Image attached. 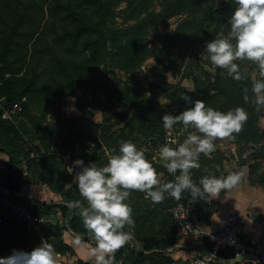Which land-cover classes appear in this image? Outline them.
Segmentation results:
<instances>
[{
  "label": "trees",
  "instance_id": "trees-1",
  "mask_svg": "<svg viewBox=\"0 0 264 264\" xmlns=\"http://www.w3.org/2000/svg\"><path fill=\"white\" fill-rule=\"evenodd\" d=\"M222 1L224 4L220 6L215 0H175L162 11L156 12L151 8L153 0H0V140L7 136L11 139L10 147L6 149L10 160L4 171L11 191L18 195L22 191V182H26L28 178L24 179L22 170L16 168L22 162L21 157H26L33 181L47 185L60 195L63 201L61 205L51 204L46 207L42 203L45 209L35 211L36 214L48 215L55 208H60L63 217L68 216V228L59 224L48 230L47 226L44 227L48 235L54 238L51 243L56 252L66 254L75 250L73 245L63 239L67 231L70 234L68 229L81 234L85 243L95 246L83 227L78 210L68 207L71 201L80 200L85 205L86 201L80 196L76 184L67 187L71 185L69 183L72 179L65 175L60 156L50 151L49 137L54 131V125L44 124L48 105L61 102L64 97H75L82 112L89 108L103 110L111 114L108 121L121 118L120 122H125L118 133L113 130V120L106 127V137L102 141L110 155L118 154L122 141H131L137 145L139 141L150 140L157 146L164 136L162 118L171 114L172 106L178 107L177 113L173 115L178 116L185 109L194 107L196 100H201L207 106L222 112L237 107L244 108L248 120L233 140L243 150L256 149L254 151L258 153H254V158L264 157V147L258 148L264 142V110L261 108L257 111L251 103L254 98L251 93L253 79L243 72L239 63L241 73L246 78L242 81L228 77L223 69H218L215 74L204 71L203 75H197L193 66H187L184 79H192L194 89L191 90L182 83L169 87L167 90L171 92L167 98L171 105L167 106L160 102V97L165 92L160 90L156 82L150 81L153 95L147 96L140 89L144 87V83L129 90L112 89L111 85L101 83L93 73L98 67L109 64L113 70L135 74L152 56L156 57L165 70L172 69L179 59L186 60L188 52L202 43L212 28L215 35L224 26L230 27L228 21L236 5L234 0ZM122 2L128 4L129 18L136 23L125 29H118L113 24L115 11ZM183 13H187V17L162 38L163 45L155 52L149 45L150 31ZM44 18H48L45 23ZM246 87L249 89V102L243 99ZM79 91L102 92L106 99L81 97ZM186 95L191 98L192 103L183 100ZM121 101L126 106L121 107ZM16 102L22 104L21 116L29 119L40 141V145L35 147L40 154L39 158H30L31 149L26 150L27 143L18 136L17 126L13 121L2 118L4 108ZM33 109L40 110L41 114L35 115ZM75 126L70 124L69 134L64 137V145L69 144L74 135L80 136ZM192 131L188 129L187 133ZM18 141L21 142L20 145L16 144ZM100 148L99 144L91 154H85V166L90 163H97L99 167L107 164L109 157L105 156L102 161L98 154ZM112 149H116V153ZM212 154V157L202 154L199 158L201 167L192 170V179L198 186L199 180L205 175L223 176V165L229 158L228 152L216 147ZM145 155L157 171L163 173V180H174L160 162L152 161V154L145 152ZM191 199L193 198L188 192L183 193L179 201L166 197L164 202L155 204L152 211L140 218L133 217L134 228L139 219L155 218L158 213L167 222L172 206L187 204ZM24 202L33 207L38 206L32 200L24 199ZM211 214V211H205L203 216L209 220ZM131 230L132 228H125V231ZM138 235L144 250L163 249L177 242L175 236L173 239L157 241L154 237L142 238ZM41 243L40 239L32 242L25 227L10 222L0 225V259L12 256L14 250L31 253ZM124 253L128 264H160L142 252L135 253L129 242L115 254V260ZM222 255L231 258L234 252L223 251ZM78 264H93V260L79 258Z\"/></svg>",
  "mask_w": 264,
  "mask_h": 264
},
{
  "label": "clouds",
  "instance_id": "clouds-1",
  "mask_svg": "<svg viewBox=\"0 0 264 264\" xmlns=\"http://www.w3.org/2000/svg\"><path fill=\"white\" fill-rule=\"evenodd\" d=\"M234 3L236 7L228 21L227 36L221 33L208 42L201 56L236 81L246 79L238 61L254 64L259 78L252 80L254 98L251 103L259 111L264 108V0H234ZM243 91L244 101L249 102V89L246 87ZM183 100L192 103L187 95ZM162 119L167 131L178 124L183 125L182 133L193 130L176 147L171 146L176 143L173 140L159 148V162L174 177L173 181L163 180V173H159L147 159L145 151L131 141H122L118 154L110 155L105 166L99 167L97 163L84 166L83 160L74 162L73 167L82 169L75 175L74 183L86 205L77 200L69 202L68 207L78 210L83 227L94 242L95 246L89 252L93 264H116L115 254L133 238L131 231H125V228L135 226L133 209L128 203L133 192L143 193L144 199L154 204L164 202L165 194L179 201L185 192L194 200L217 199L222 191L229 193L242 179L240 173L220 177L205 175L198 186L192 179V170L201 167L199 158L202 154L211 156L217 140L235 139L243 130L248 120L244 108L222 112L196 100L194 107L180 115L167 114ZM112 152L116 153V149ZM73 167L68 168L69 173L73 172ZM81 243L77 236L76 244ZM0 264H59V260L53 245L42 240L31 253L14 250L12 256L0 259Z\"/></svg>",
  "mask_w": 264,
  "mask_h": 264
},
{
  "label": "rangeland",
  "instance_id": "rangeland-1",
  "mask_svg": "<svg viewBox=\"0 0 264 264\" xmlns=\"http://www.w3.org/2000/svg\"><path fill=\"white\" fill-rule=\"evenodd\" d=\"M175 0H153L152 4V10L156 12H160L172 2ZM217 1V5L222 6L224 3L222 0H215ZM129 10H128V4L126 2H122L121 5L116 9V18L114 21V27L118 29H125L133 24L136 23L135 20H132L129 18ZM187 17V13L180 14L178 16H175L168 20L166 23L160 25L158 29L154 31H150L149 33V41H150V47L155 51H159V49L163 45L162 38L167 35L168 33L172 32L179 23ZM48 20V18L43 19V23H45ZM112 25V23H110ZM229 32V28H225V26L222 28L221 32L214 35L213 28L211 31H209L208 36L204 39V41L200 44L195 45L187 55V58L185 61L182 59H179L176 63L173 64L172 69L165 70L163 65L160 64L156 57H149L147 61L144 62L143 66L140 70H138L135 74H127L124 71H121L119 69L113 70L109 64L102 65L95 69L93 71L94 75L97 77V79L104 84L111 85L112 89H125L129 90L131 87L137 85L139 86L140 83H144V87H140L142 89L143 94L147 96H151L150 89H152V85L150 84V81L156 82L159 84L160 90H164L165 93L162 94L160 97V102L164 105H171L170 100L167 98V96L170 94V90H167L169 87H174L178 85L179 83H182L185 87L193 90L194 89V82L192 79H184V72L187 66L191 65L193 66L194 72H196L197 75H200L203 72H209L212 74H215L218 70V68H215L211 65L210 61L206 58L202 59L201 54L204 53L206 44L208 42L213 41L215 38H218L221 33L224 34V36H227ZM110 43V42H109ZM242 66L243 72L247 76H251L253 78H259L258 76V69L254 64L248 61H238ZM168 64V62H167ZM167 90V91H166ZM150 94V95H149ZM79 95L81 97H85L88 99H96L101 98L103 100L106 99L105 95L102 92H89V93H83L79 91ZM119 105L121 107L126 106V103L121 101L119 102ZM177 106H172L171 108V115H175L177 113ZM6 108H4L5 110ZM75 109V111H73ZM187 110V109H185ZM184 110V111H185ZM264 110V108H263ZM35 115H40L41 111L33 109L32 110ZM111 114L107 111L103 110H97L93 108L86 109L84 112L81 111L80 107L78 106L77 99L75 97H64L61 102H57L55 104L48 105L47 107V116L46 120L48 125H54L53 126V132L50 139V151L58 156H60L61 161H63V171L65 175L70 177L71 185L74 183L75 175L80 172L82 169L73 167V172L69 173L67 165L65 164L63 160V156L72 153L79 155L81 160L84 161L85 154H91L94 149H96L99 144L101 145V148L98 150V154L102 161L106 157H109V150L105 148L104 144V136L106 137V127L110 125L111 121H108ZM14 125L17 126V129L19 130V135L25 143L30 147L31 149V155H35L34 158H39L40 154L36 151L35 147L37 145H40V141L37 139L36 132L34 128L32 127V124L29 122V119L24 116H18L14 119ZM121 118H115L112 123H114L113 130L115 132H119L120 129H122L125 126V122H120ZM44 122V124H45ZM70 124H75V129L78 131L80 136L74 135L73 139H70V143L67 145H64V137L69 134L70 131ZM183 126L178 124L175 125L171 132H173V136L177 138V144L182 143L183 140L186 138V136L189 134L187 133V130H185L183 133L181 132ZM164 129V127H163ZM102 131V132H101ZM105 132V134H104ZM103 135V136H101ZM168 138V132L164 129V136L163 139H161L157 146H154L152 144V141L150 140H142L137 143L138 149L144 150L145 152H148L152 154V161H158L159 162V148L166 143ZM100 139L101 141H99ZM233 139H226L223 141L217 140L216 146L219 144H223L225 147L232 146L231 143H233ZM67 143V142H66ZM235 143V142H234ZM17 145H20L21 142H16ZM95 145L94 148L91 146ZM174 145V144H173ZM172 145V147H173ZM264 147V142H262L258 148ZM230 149V148H229ZM256 150V149H253ZM253 150H243L240 146H237L236 153H238L241 157L243 155H248L247 159L254 158ZM30 155V156H31ZM106 156V157H105ZM31 158V157H30ZM28 158H24V162H27ZM252 160V159H251ZM258 160V158L256 159ZM242 161V160H240ZM259 161V160H258ZM75 162V161H74ZM73 162V165H74ZM256 163H264V159H261L259 162L256 161ZM85 166V162H84ZM163 177V176H162ZM45 197V196H43ZM130 206L133 209V217L140 218L141 216L147 214L150 212V208L153 206V203L149 200L144 199V194L140 192H133L130 196V199L128 201ZM38 205V203H37ZM39 206V205H38ZM33 207L35 211H37L40 207ZM174 206H172L173 209ZM61 211V209H60ZM59 211V212H60ZM172 214V213H171ZM141 219H139L140 222ZM143 220V219H142ZM64 224L63 220H60L58 223ZM47 230L53 226V224L48 223ZM61 226V225H60ZM54 227V226H53ZM93 246L90 245L89 242H87V248H92ZM87 253L85 255V258H89V251H82ZM3 259V258H2Z\"/></svg>",
  "mask_w": 264,
  "mask_h": 264
},
{
  "label": "crops",
  "instance_id": "crops-1",
  "mask_svg": "<svg viewBox=\"0 0 264 264\" xmlns=\"http://www.w3.org/2000/svg\"><path fill=\"white\" fill-rule=\"evenodd\" d=\"M45 126H49L47 121L45 122ZM10 142L11 139L8 136L2 141L0 140V169L2 170L7 168L6 163L10 160V156L6 152V149L10 147ZM231 145L232 146L225 147L223 144H219L216 147L221 151H227L229 155V158L224 161L223 176H227L231 173L242 174V179L238 186L229 191V193L227 190L222 191L217 199L212 197L203 200L191 199L187 204H178H183L187 208L193 222L204 230L211 232L218 231L233 213L246 215L251 219L248 234L259 237L264 231V163H256V161L259 162L261 159H264V157L258 158L259 161L256 160L257 158H251L252 160L247 159L248 155L246 154L241 157L236 153V143L233 142ZM25 148L27 151L30 150L28 145H25ZM253 152L255 151L253 150ZM34 156L35 155H31L30 157L34 158ZM212 156L213 154H211L210 157ZM21 160H24V157H21ZM16 169L22 170L24 179L28 178L26 182H22V191L17 193L19 197L38 203L39 209L42 210L45 209L42 203H45L46 207L51 204L58 206L63 203L60 195L53 192L47 185L36 184L33 181V175H31L28 170L27 162L22 161ZM166 197L168 196L166 195ZM155 206L156 205L153 203V206L149 207V210L152 211ZM59 211L60 208H55L50 214L43 216H46L47 222L53 225H58V222L63 220L64 224L61 222L60 225H65L67 227L68 216L66 218L63 217L62 212ZM205 211H211L212 213L209 220H206L203 216ZM171 213L172 208L170 209L171 217L169 216L167 222L159 213L155 218L141 219L140 222L138 221L137 226L131 230L133 237L129 241L131 249L134 250L135 253L142 252L150 258H154V260L160 264H172L176 260H185L194 256L204 255L212 250V246L207 239L201 240L195 235H179V231L173 221V214ZM51 217L53 218L52 221ZM68 230L71 235L67 231L63 235V239L73 245L75 250L67 252L66 254L55 252L62 256L64 262L78 264L79 258H85L87 254H84L82 251H89L90 248H87V243L83 241V236L81 234H76L71 229ZM138 234H140L142 238L154 237L157 241L173 239V236H175L177 242L163 249L153 248L151 250H144L143 245L139 241ZM29 236L34 243L35 239H40L33 238L31 235ZM77 236L81 238V245L76 244ZM53 239V236L48 235L47 231H45V239L40 240H47L48 243L52 244L51 241ZM87 259L91 258L89 257Z\"/></svg>",
  "mask_w": 264,
  "mask_h": 264
},
{
  "label": "built area",
  "instance_id": "built-area-1",
  "mask_svg": "<svg viewBox=\"0 0 264 264\" xmlns=\"http://www.w3.org/2000/svg\"><path fill=\"white\" fill-rule=\"evenodd\" d=\"M21 112L22 104L16 102L3 111L2 118L14 121ZM171 131H167V141H176L174 145L172 144L173 147H176L178 141ZM63 160L67 167H72L73 162L81 160V158L77 154L68 153L63 156ZM172 214L179 235H195L201 240L207 239L212 246V250L207 254L185 260H176L172 264H222V262L225 264H252V262L264 264V231L259 237L249 235L251 219L248 216L233 213L218 231L211 232L193 222L183 204L174 206ZM8 222L25 227L33 238L45 239L44 227L48 223L46 216L36 214L32 206L11 191L7 175L4 170L0 169V225ZM228 250L234 252L233 257L225 258L222 256V252ZM57 258H59V264H73L64 262L60 254H57ZM115 261L116 264H128L125 253Z\"/></svg>",
  "mask_w": 264,
  "mask_h": 264
}]
</instances>
